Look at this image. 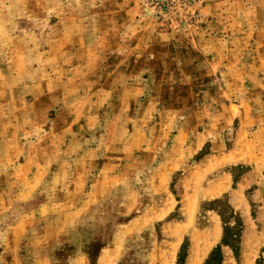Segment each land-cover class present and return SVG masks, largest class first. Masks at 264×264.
Here are the masks:
<instances>
[{
	"label": "rangeland",
	"instance_id": "374dc122",
	"mask_svg": "<svg viewBox=\"0 0 264 264\" xmlns=\"http://www.w3.org/2000/svg\"><path fill=\"white\" fill-rule=\"evenodd\" d=\"M164 4L0 0V264H264V0Z\"/></svg>",
	"mask_w": 264,
	"mask_h": 264
},
{
	"label": "trees",
	"instance_id": "16d2710c",
	"mask_svg": "<svg viewBox=\"0 0 264 264\" xmlns=\"http://www.w3.org/2000/svg\"><path fill=\"white\" fill-rule=\"evenodd\" d=\"M235 180V178H234ZM232 230L233 227H229L225 224L224 226V236L222 238V243L230 245V247L234 250L235 245L234 242L237 241V234H234L232 236ZM186 248H187V242L184 241L179 249L177 260L175 264H184V259L186 256ZM222 262V254L219 246H216L211 250L208 257L206 258L204 264H221Z\"/></svg>",
	"mask_w": 264,
	"mask_h": 264
},
{
	"label": "built area",
	"instance_id": "2783aa9c",
	"mask_svg": "<svg viewBox=\"0 0 264 264\" xmlns=\"http://www.w3.org/2000/svg\"><path fill=\"white\" fill-rule=\"evenodd\" d=\"M149 5L152 8H155L156 12H161V7H164L166 4L164 2H168L169 0H147ZM172 2H181L182 4H186L188 7L189 12L191 14L194 12L195 5L197 0H170Z\"/></svg>",
	"mask_w": 264,
	"mask_h": 264
},
{
	"label": "crops",
	"instance_id": "0c3cea01",
	"mask_svg": "<svg viewBox=\"0 0 264 264\" xmlns=\"http://www.w3.org/2000/svg\"><path fill=\"white\" fill-rule=\"evenodd\" d=\"M255 1V0H254ZM254 10H256V8L254 7ZM259 10V9H258ZM260 11V10H259ZM261 17H262V14L260 13L259 14ZM257 22H254V24H253V26H251L254 30H257V31H260V25H258V26H256L257 25V23H258V21L259 20H256ZM254 26H256V27H254ZM230 29V28H229ZM247 32V31H246ZM228 34V33H227ZM251 37L252 38H256V35L254 34V33H252V35H251ZM242 38H244V36H242Z\"/></svg>",
	"mask_w": 264,
	"mask_h": 264
}]
</instances>
